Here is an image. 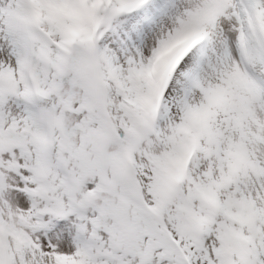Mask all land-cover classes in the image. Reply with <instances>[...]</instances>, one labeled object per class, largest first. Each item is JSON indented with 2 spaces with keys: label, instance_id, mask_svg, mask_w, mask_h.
<instances>
[{
  "label": "snow or ice",
  "instance_id": "1",
  "mask_svg": "<svg viewBox=\"0 0 264 264\" xmlns=\"http://www.w3.org/2000/svg\"><path fill=\"white\" fill-rule=\"evenodd\" d=\"M0 264H264V0H0Z\"/></svg>",
  "mask_w": 264,
  "mask_h": 264
}]
</instances>
